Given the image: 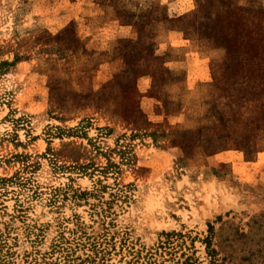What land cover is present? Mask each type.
Wrapping results in <instances>:
<instances>
[{
	"label": "rangeland",
	"instance_id": "1",
	"mask_svg": "<svg viewBox=\"0 0 264 264\" xmlns=\"http://www.w3.org/2000/svg\"><path fill=\"white\" fill-rule=\"evenodd\" d=\"M0 264H264V0H0Z\"/></svg>",
	"mask_w": 264,
	"mask_h": 264
},
{
	"label": "crops",
	"instance_id": "2",
	"mask_svg": "<svg viewBox=\"0 0 264 264\" xmlns=\"http://www.w3.org/2000/svg\"><path fill=\"white\" fill-rule=\"evenodd\" d=\"M132 27H129V26H120L118 28H116V30H112V33L110 35V38H114L115 40H128V39H131L133 37V34H132ZM227 161H229L227 159Z\"/></svg>",
	"mask_w": 264,
	"mask_h": 264
}]
</instances>
